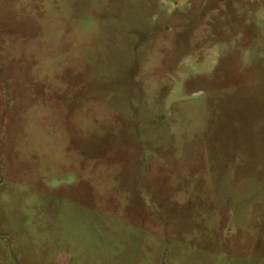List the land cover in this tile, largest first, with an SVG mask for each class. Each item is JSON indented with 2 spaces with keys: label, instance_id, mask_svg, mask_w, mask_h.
<instances>
[{
  "label": "rangeland",
  "instance_id": "1",
  "mask_svg": "<svg viewBox=\"0 0 264 264\" xmlns=\"http://www.w3.org/2000/svg\"><path fill=\"white\" fill-rule=\"evenodd\" d=\"M0 264H264V0H0Z\"/></svg>",
  "mask_w": 264,
  "mask_h": 264
}]
</instances>
